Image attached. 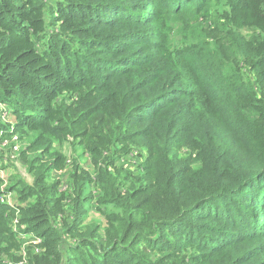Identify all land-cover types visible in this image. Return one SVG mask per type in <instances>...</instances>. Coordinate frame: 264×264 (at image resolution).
<instances>
[{
    "label": "trees",
    "instance_id": "obj_1",
    "mask_svg": "<svg viewBox=\"0 0 264 264\" xmlns=\"http://www.w3.org/2000/svg\"><path fill=\"white\" fill-rule=\"evenodd\" d=\"M0 108V264H264V0H0Z\"/></svg>",
    "mask_w": 264,
    "mask_h": 264
},
{
    "label": "rangeland",
    "instance_id": "obj_2",
    "mask_svg": "<svg viewBox=\"0 0 264 264\" xmlns=\"http://www.w3.org/2000/svg\"><path fill=\"white\" fill-rule=\"evenodd\" d=\"M5 116L8 118V119H11L12 120V116L8 114V112L5 113ZM15 141L14 139L13 140H7V145H5L4 147V150L5 151L8 147V145ZM27 144H28V141L26 140H23L21 142H19L17 145H16V148L12 150V153H13V156H16L15 157V160H13L12 162H10L7 166H4V164H1L0 163V166L1 167H5L2 172H0V176L2 177V179L4 180V183L1 184V186H5L6 183H9V181H12V180H16L17 176L16 175H19V176H25L27 177V181H31V177L28 173L25 172L26 168H25V165L21 164L20 160L17 159L19 157V151H22V150H25L26 147H27ZM62 151H64L66 154H71L70 152V147L68 144H64L63 148H62ZM30 156H32V152H30L29 154ZM16 176V177H15ZM12 179V180H11ZM9 197L11 198L12 202L13 199V194L9 195ZM91 216H94V217H97L99 218V216L97 214H94L91 212ZM32 234H29V236H26L24 237L23 239H21L22 241V246H21V249L24 250L25 246H27L29 243L32 242V238L31 236ZM21 252V251H20ZM19 251H16L14 254L16 256V260L15 261H12V260H8V264H18V263H24L23 261H21L20 259H22L23 257L25 258L26 260V252H25V255L24 254H21ZM27 261V260H26ZM28 264V263H27Z\"/></svg>",
    "mask_w": 264,
    "mask_h": 264
},
{
    "label": "built area",
    "instance_id": "obj_3",
    "mask_svg": "<svg viewBox=\"0 0 264 264\" xmlns=\"http://www.w3.org/2000/svg\"><path fill=\"white\" fill-rule=\"evenodd\" d=\"M6 112H8V111L0 110V119H2L3 121H11V119H8L5 116V113ZM8 114L11 115L9 112H8ZM13 139L15 141L11 142L8 145L7 149L5 151H3L5 145H7V140H13ZM17 144L18 143H17V137L16 136H12L10 139H3V138L0 139V155L3 157V160H0V163L1 164H4V166H7L10 162H12L13 160H15V157L16 156H13L12 150L16 148V145ZM2 170L3 169L0 166V172H2ZM0 201L2 203H8L10 205H13V203H14V202H12L11 198L9 197V195H6V196L5 195H0ZM14 222L16 223L17 221L15 220ZM38 241L39 240H37L35 238H32V243H37ZM21 254H24L25 255V252L23 251V249H22ZM20 260L23 261L24 263H18V264H27V261L25 260L24 257L22 259H20Z\"/></svg>",
    "mask_w": 264,
    "mask_h": 264
}]
</instances>
